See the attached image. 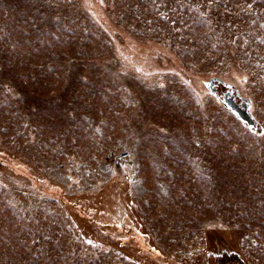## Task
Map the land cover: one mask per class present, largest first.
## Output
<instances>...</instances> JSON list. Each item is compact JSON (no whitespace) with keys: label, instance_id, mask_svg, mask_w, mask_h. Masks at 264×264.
Masks as SVG:
<instances>
[{"label":"rangeland","instance_id":"1","mask_svg":"<svg viewBox=\"0 0 264 264\" xmlns=\"http://www.w3.org/2000/svg\"><path fill=\"white\" fill-rule=\"evenodd\" d=\"M228 85L264 128V0H0V264H264Z\"/></svg>","mask_w":264,"mask_h":264},{"label":"trees","instance_id":"2","mask_svg":"<svg viewBox=\"0 0 264 264\" xmlns=\"http://www.w3.org/2000/svg\"><path fill=\"white\" fill-rule=\"evenodd\" d=\"M124 180H126V177L124 176ZM73 200H75V199H73ZM72 200V201H73ZM76 200H78V199H76ZM63 203H64V205L66 206V207H75L76 209H75V212H77V213H73L74 215L75 214H77L78 216H87V213H86V211L88 210L79 200L77 201V203H79V204H73L71 201H69L68 202V200L66 199V198H64L63 199V201H62ZM118 202V201H117ZM113 204H112V207L115 205V203L114 202H112ZM120 204H122V205H125L126 206V208H127V210H128V208L130 209V205L128 204V202H123V201H121V202H119ZM78 216L76 217V215L73 217V221L78 225L79 224V221H78V219H80V218H78ZM86 218H90V217H86ZM118 224V225H117ZM117 224L115 225H113V226H115L116 227V229H121V227H122V225L124 224H122V222H120V223H118L117 222ZM136 227L134 228V229H136V231H138V224L137 225H135ZM140 235H142V234H140ZM141 237V236H140ZM206 237H207V245H208V247L209 248H211V246H213V248H211V249H213V250H215L214 252H213V255L215 256V257H217V256H220V255H222L223 253L225 254L226 253V255H230L231 253H232V251H230V249L229 248H227L226 247V245L225 244H219V245H217L216 244V242H215V239H216V233H214L211 229H207V231H206ZM141 240L139 241V245H141V248L142 249H150L149 248V245L148 244H146L147 242H146V239H145V237H141L140 238ZM220 246V247H219ZM209 248H208V250H209ZM237 252V251H236ZM209 252H207V253H205V254H203V259L205 260V257L207 258V260H209V257H207V254H208ZM233 261H238L240 264H243L242 263V261H240L239 259H236V260H233ZM207 263V262H206ZM227 264H233L232 262L231 263H227Z\"/></svg>","mask_w":264,"mask_h":264},{"label":"water","instance_id":"3","mask_svg":"<svg viewBox=\"0 0 264 264\" xmlns=\"http://www.w3.org/2000/svg\"><path fill=\"white\" fill-rule=\"evenodd\" d=\"M215 81H220L218 78H212L209 81L205 82L206 87L211 91V93L215 92ZM234 95L231 91H226L221 96L222 103L236 115L247 127L256 130L258 133L264 134V128L259 125V123L254 119L253 115L250 112V101L244 97L239 96L240 102L238 108L235 104H233Z\"/></svg>","mask_w":264,"mask_h":264},{"label":"flooded vegetation","instance_id":"4","mask_svg":"<svg viewBox=\"0 0 264 264\" xmlns=\"http://www.w3.org/2000/svg\"><path fill=\"white\" fill-rule=\"evenodd\" d=\"M219 82L220 81H215V84H214L215 88L218 87ZM228 90L231 91V93L234 95V97H233V104H235L238 108H240V106H239L240 105L239 104L240 99H239V96L236 94V91L233 89V87H231V85H228L227 86L226 91H228ZM250 129L253 130V131H255V132H257L256 130H254L252 128H250Z\"/></svg>","mask_w":264,"mask_h":264},{"label":"built area","instance_id":"5","mask_svg":"<svg viewBox=\"0 0 264 264\" xmlns=\"http://www.w3.org/2000/svg\"><path fill=\"white\" fill-rule=\"evenodd\" d=\"M126 155V153H122L121 155H120V157H124Z\"/></svg>","mask_w":264,"mask_h":264}]
</instances>
